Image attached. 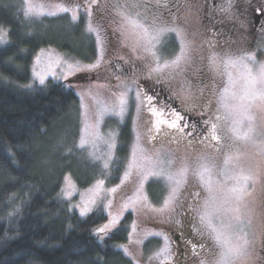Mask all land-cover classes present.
Returning a JSON list of instances; mask_svg holds the SVG:
<instances>
[{
  "label": "snow or ice",
  "instance_id": "1",
  "mask_svg": "<svg viewBox=\"0 0 264 264\" xmlns=\"http://www.w3.org/2000/svg\"><path fill=\"white\" fill-rule=\"evenodd\" d=\"M170 2L84 0L81 4L75 0L71 4H46L43 0L39 3L22 0L21 11L25 18L68 13L72 23L84 19L86 34L89 38L95 37V59L91 62L65 59L54 55L52 49H41L33 64V80L41 86L49 76L53 80L67 81L78 73H96V92L93 93L90 86L87 92L78 93L80 128L75 147L82 151L91 149L89 158L101 164L100 178L80 191L71 176L65 175L62 197L68 201V210L78 211L80 217L96 212L106 216V222L93 229V234L101 240L121 228L127 230L126 212L136 214L137 219L132 221L128 232V244L117 245L131 258L132 264H140L138 257L142 253L133 252L130 246L140 245L148 237H162L164 245L147 258V264H153L160 257L171 261L176 255L171 247L172 237L162 229H145L140 236L141 214L145 221L175 222L179 229L184 226L183 217L190 216L193 232L202 240L199 251L208 250L199 264H257V261L264 264V258L256 253L257 239L264 241V62H258L254 52L221 53L212 44H209V54L204 56L203 43L197 44L199 33L189 32L187 20L182 22L179 14L181 5L177 3L173 12ZM226 2L227 7L219 9L225 14L230 12L233 0ZM109 10L112 12L108 25L112 28L111 37L121 49H129V54H121L118 59L132 69L130 79L111 72L117 80L115 85L99 83L100 70L110 71L108 66L115 62L109 56L111 41L107 28L96 18ZM256 11L264 16V5H257ZM261 30L264 31V23ZM9 34L10 29L0 25V44L7 43ZM173 40L175 50L169 58H163L159 49ZM198 48L201 49L199 67L196 65ZM42 57H46L48 63L41 70ZM137 60L144 63L146 79H154L157 85L171 86V82L179 78L181 91L173 92L171 99H181V92L184 93L182 103L191 104L184 111L197 113L202 119L190 122L172 103L162 101L155 89L140 85L136 75ZM205 61L207 73L203 71ZM117 67L122 66L117 64ZM189 71L201 80L198 93L191 91ZM224 76H227L226 81ZM216 77L221 79L217 81ZM103 78L107 81L110 76ZM204 80L208 83H203ZM206 92L210 93L209 98L198 110V102L204 100ZM107 116L118 118L117 127L127 126L131 121L132 139L123 145L128 149L126 162L114 156L119 135L116 129L102 133L101 126ZM141 121L146 132L140 131ZM165 137L168 146L156 147L157 139ZM100 145L105 146L106 151L97 154ZM249 146L255 151L249 153ZM68 151L71 153L72 149ZM117 179L119 183L107 186ZM152 184L161 190L158 203L153 202L146 188ZM257 185L260 186L259 199ZM75 194L81 197L77 203L72 202ZM117 198L122 201L118 208ZM16 213L19 214V209ZM192 249L193 255H197L195 244Z\"/></svg>",
  "mask_w": 264,
  "mask_h": 264
},
{
  "label": "trees",
  "instance_id": "2",
  "mask_svg": "<svg viewBox=\"0 0 264 264\" xmlns=\"http://www.w3.org/2000/svg\"><path fill=\"white\" fill-rule=\"evenodd\" d=\"M21 7V0H0V25L10 29L0 46V264H132L117 247L128 241L129 227L101 240L93 229L106 216L80 217L61 197L65 175L82 188L92 170L76 157L77 94L51 79L44 86L25 87L40 49L53 47L88 63L95 47L62 16L27 19ZM61 24L67 27L60 29ZM119 129L116 154L125 161L129 123ZM125 217L129 226L130 216ZM180 253L185 255L184 248Z\"/></svg>",
  "mask_w": 264,
  "mask_h": 264
},
{
  "label": "rangeland",
  "instance_id": "3",
  "mask_svg": "<svg viewBox=\"0 0 264 264\" xmlns=\"http://www.w3.org/2000/svg\"><path fill=\"white\" fill-rule=\"evenodd\" d=\"M21 2H22V0H21ZM32 2L33 3H39V2H41V0H32ZM43 2H45L46 4H56L54 2L48 3L45 0H43ZM78 2L81 3V0H78ZM101 3H112V0H101ZM67 4H71V3H67ZM257 5H263V4L261 3L260 0L254 1V15H255V17H257V15L259 14L256 11ZM22 7H23V3H22ZM109 12H110V10H109ZM109 12H107V13L101 12L100 14L97 15L96 18H97V20L101 21L105 25V27L107 28L108 34L111 35L112 28L108 26L109 25V20H110V17H111L108 14ZM22 14H23V12H22ZM44 17H46V16H44ZM34 19H36V18H34ZM262 23H264V16H260V18H259V20H258V22L256 24V27H255L254 32L251 35H249V38H246V41L244 39H240V41L238 43V46L237 47L236 46L234 47L235 50H234V53L233 54L236 55V53L239 52L237 55H240L243 52H254V53L257 54L256 55L257 61L258 62H264V31L261 30V24ZM70 26H71V24L68 25V27H70ZM187 28L190 31L188 25H187ZM84 30H85V28H84ZM109 38H111V37H109ZM87 39H88V36L84 33L83 34V40L85 41ZM242 40H244V44L243 45H241ZM110 41L112 42V44L109 45V48H111L113 46V41L111 39H110ZM3 44H5V43L0 44V46L3 45ZM115 48H116V50H115V53L114 54L110 53V51H109V56L112 57L115 62L108 66V68L110 69V71H105L103 68L100 70L101 79H100L99 83H102V84L103 83H111L112 85L117 84V80L115 79V76H111V72H115L117 75H120L121 78H126L125 68L128 67V66L124 65V62L122 60H119L118 59V56L121 55V54H129V49L128 48H122L121 49L119 43L117 42V40H116V43H115ZM43 49H45V50L52 49V50H54V53H53L54 55H56V54L62 55L65 59H71L72 58V57H68V56L60 53L57 49H54L53 47H47V48H43ZM40 50L37 53H39ZM37 53H36V55H37ZM199 53H200V51L198 50V55H197V59H196V65H197V67H199V65H200ZM36 55H35V57L33 59V62H32V65H31V70H30L31 71V81H30L29 84H32L33 86L30 87V88L27 87L28 89H32V88H35L37 86H41V85H39L38 81H34L33 80V71H32V69H33V64L35 63ZM203 55L204 56H207L208 54H206L205 52H203ZM163 58H168V56H165V54L163 53ZM94 59H95V56H94ZM47 63H48L47 58L46 57H42L40 69L41 70L44 69L46 67ZM117 64L121 65L122 67L118 68L117 67ZM136 64L139 65V68L138 69L141 72L140 75L141 76L142 75L147 76V70L144 67V63L142 61L137 60L136 61ZM56 71L59 72V68L58 67L56 68ZM203 71L205 73H207L206 61H205V68H204ZM106 75L107 76H110V79L107 80V81L104 80V78H103ZM188 78L192 82V89H191V91L193 93H198L199 92V88L201 86V85H199L197 83V80L199 78H197L195 75H193V72L192 71H189ZM49 79L53 80L49 76V77L46 78V81L49 80ZM220 79H221L220 77H216V80L217 81H219ZM223 80L226 81L227 80V76H224L223 77ZM53 81H57V80H53ZM57 82H63L66 87H69L68 85L71 84L72 87H69V88L73 89L75 91V93L77 94L78 100H79V106H78V124H79V128H80L79 112H80L81 99H80V96L78 95V93H80V92H87L90 86H93L92 87V92L93 93L96 92V88L94 87V85L96 84V73H91V74H89V73H78L75 76L69 77V79L67 81L59 80ZM206 83H208V82H206ZM169 87H171V88L173 87L174 89L173 88L172 89L175 92H180L181 90H180L179 78L177 80H175V81H172L171 82V86H169ZM181 95H182L181 97H183L184 93L181 92ZM209 95H210V93H207L206 92L205 93L204 100L198 102V110H199V107H202L203 104L206 102V100L209 98ZM180 101L182 102V98L180 99ZM86 102H89L90 103V101H88L87 98H86ZM182 104H184V103H182ZM189 105L190 104H188L186 106L189 107ZM212 111H213V113L215 112V103H213ZM146 118L147 117H145V119ZM200 119H202L201 116H200ZM117 123H118V118L111 117V116L105 117V123L101 126L102 127V133H107L110 129L115 128L116 131L120 135V129L119 128L123 124H120L119 127H117ZM128 123H129V126H130V131H132L131 121L129 120ZM140 131L146 132V128H145V126L143 124V121H141ZM119 135H118V141H117L118 142V147H119ZM131 139H132V136H131ZM131 139H130V142H131ZM259 139L260 138H258V140ZM78 140H79V133H78V136H77L76 143L78 142ZM155 143H156V147H160L161 144H164L165 146H168V141H167V138L166 137L165 138H158ZM171 147L175 148L176 145H171ZM183 147H184V145L182 144L180 146L181 150H183ZM197 147H199V145H197ZM90 150L91 149H85L83 151L82 150H77V152H76L77 160L80 162V164L83 167H86V166L92 167V170L90 172H86L88 174V177L86 178V181L87 180H90V182H89V184H87L86 186H83L82 188H80L79 186H77V183H76L75 179L71 176L72 180L75 182L77 188L80 191H83L84 189L88 188L91 184H94L95 183V180L97 178H100L101 164L94 163L89 158L88 152ZM104 151H106L105 146L100 145L99 146V152L97 154H100V153H102ZM247 151L249 153H252V152L255 151V148L249 146L247 148ZM116 152H117V150L114 151V156L119 158V156L116 154ZM125 162H126V159H125ZM115 183H119V180H117L115 182H109V183H107V186L108 187H111ZM64 186H65V184H64V179H63L61 189ZM146 188H147V191H148V193L150 195V198L153 200V202L154 203H158L159 202V199H160V195H161L160 187L158 185H156V184H152L151 186L146 185ZM192 190L193 189L190 187L189 188V191H192ZM129 194H130V189H129ZM61 197H62V193H61ZM256 197L258 199L260 198V186L259 185H257ZM80 199H81L80 195L75 194L73 196V198H72V202L73 203H77V202L80 201ZM121 202L122 201H120L119 198H117V208L119 207V204ZM113 211H116V209L114 208ZM75 212L78 214V216H80L78 211H75ZM125 215H129L130 216L129 230L131 231L130 225H131V223H132V221L134 219H137V216H136V214H130L128 212H126ZM105 222H106V220L104 221V223ZM138 223H139V229H138V231H139L141 237L143 236L145 229H152V230H161L162 229L163 231L166 232L167 229L172 228V226H174V224H175V222H173L171 224H160L156 220H148V221H145L143 214L140 215V217L138 219ZM155 228H157V229H155ZM256 231L259 232V229H257ZM191 235L193 236V238L196 240V242L200 246V244L202 243L201 237L198 236L197 234H195L193 232L192 227H191ZM135 238L136 237L134 235V239ZM262 243H264V241H262V239L258 238L257 241H256V253H257V256H259L261 258H264V246H262ZM124 244L127 245L128 244V241L126 243H124ZM118 245H120V244H118ZM163 245H164V241H163L162 237H156V238L150 237V238L144 240V242L142 244H140V245H131L130 246V249L133 252H141L142 255H140L138 257V259L140 260V264H147V258L150 255H152L155 251H158L159 248L162 247ZM183 245L187 247V244H186L185 241H184ZM172 249H173V252L176 253V255L172 258L171 261H165L164 260V257H160L159 260L153 261V264H161V261H164V264H178L176 262L181 261L182 260V256L180 257L177 254L176 248L172 247ZM207 252H208V250L205 249L204 252H199L195 256L193 255V253H190V255H189V252H188V257H186L187 259H186V263L185 264H199L200 259L202 257L207 256ZM128 258L131 260L130 257H128ZM257 264H261V261H257Z\"/></svg>",
  "mask_w": 264,
  "mask_h": 264
},
{
  "label": "flooded vegetation",
  "instance_id": "4",
  "mask_svg": "<svg viewBox=\"0 0 264 264\" xmlns=\"http://www.w3.org/2000/svg\"><path fill=\"white\" fill-rule=\"evenodd\" d=\"M48 3H74L75 0H45ZM254 1L256 0H233L232 8L229 13L225 14L219 9L221 7H227L226 0H171L169 7L173 12L176 11L175 5L179 3L180 7V16L182 22L187 20V25L189 26V32H198L199 35L197 37V44L200 45L203 43L202 51L206 54H209V44L215 45L216 51L223 53L224 51H231L234 53L235 46H238L240 39L249 38L256 27V24L261 15H254ZM264 5V0H260ZM116 0H112V3H115ZM122 2V0H121ZM84 3V0H81V4ZM110 16L112 12L108 13ZM167 16V12H165ZM64 18L65 23L73 25L75 28H80L85 34V22L84 19L79 20L77 23L71 22V15L68 13L61 14ZM48 17V16H46ZM58 17V16H57ZM55 18V17H48ZM186 25V26H187ZM87 35V34H86ZM88 36V35H87ZM111 37V35H109ZM113 41V46L109 48L110 53H115V43L116 40L112 37L110 38ZM167 39V38H165ZM94 47H95V37H88ZM244 40H242L241 45L244 44ZM112 44V42H110ZM176 44L173 40L171 43L167 45V47H161L159 49L160 52L164 53L165 56L170 57L173 50H175ZM199 51L201 49L198 48ZM239 53V52H238ZM236 53V55L238 54ZM137 65V77L138 83L145 88L155 89L160 94V99L162 101H167L172 103L177 109L181 111L182 114L185 115L186 119L190 122L200 121V115L193 112H185L184 109L186 105L182 104L180 99H171L173 92H175L171 87L166 85H157L154 79H146V76L140 75L141 72L138 69L139 65ZM126 78H131L132 69L130 66L125 68ZM208 82L204 80L203 83ZM197 83L201 85V80L198 79ZM182 96V95H181ZM182 98V97H181ZM191 107V104L189 105ZM183 228L179 229L176 224L166 230V232L172 237L173 243L172 247L176 248L177 254L181 257L183 262H176L178 264H185L186 257H188V252L193 253L192 245L195 244L197 246V250L199 252L200 246L196 242V240L191 235V217L185 216L183 217ZM157 229V228H155ZM181 231L183 232V236H181ZM156 238V237H154ZM184 241L187 244V247L183 245ZM190 241V242H189ZM183 248L185 250V255L181 254L183 252Z\"/></svg>",
  "mask_w": 264,
  "mask_h": 264
},
{
  "label": "bare ground",
  "instance_id": "5",
  "mask_svg": "<svg viewBox=\"0 0 264 264\" xmlns=\"http://www.w3.org/2000/svg\"><path fill=\"white\" fill-rule=\"evenodd\" d=\"M65 26H66L65 24H61V25H59V28H60V29H64ZM66 27H67V26H66Z\"/></svg>",
  "mask_w": 264,
  "mask_h": 264
}]
</instances>
